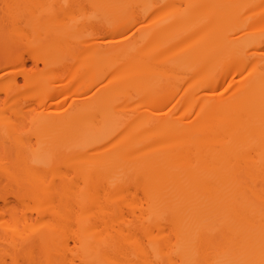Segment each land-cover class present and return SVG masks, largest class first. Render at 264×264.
Listing matches in <instances>:
<instances>
[{
	"label": "bare ground",
	"instance_id": "bare-ground-1",
	"mask_svg": "<svg viewBox=\"0 0 264 264\" xmlns=\"http://www.w3.org/2000/svg\"><path fill=\"white\" fill-rule=\"evenodd\" d=\"M0 264H264V0H0Z\"/></svg>",
	"mask_w": 264,
	"mask_h": 264
}]
</instances>
